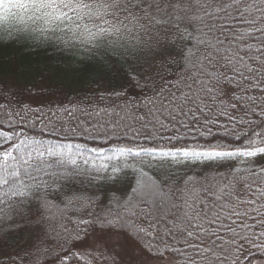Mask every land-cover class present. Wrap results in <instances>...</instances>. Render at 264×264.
<instances>
[{
	"label": "snow or ice",
	"instance_id": "snow-or-ice-1",
	"mask_svg": "<svg viewBox=\"0 0 264 264\" xmlns=\"http://www.w3.org/2000/svg\"><path fill=\"white\" fill-rule=\"evenodd\" d=\"M87 8L0 0V27L110 32ZM109 19L150 55L71 93L0 81V264H264V0H121Z\"/></svg>",
	"mask_w": 264,
	"mask_h": 264
},
{
	"label": "trees",
	"instance_id": "trees-1",
	"mask_svg": "<svg viewBox=\"0 0 264 264\" xmlns=\"http://www.w3.org/2000/svg\"><path fill=\"white\" fill-rule=\"evenodd\" d=\"M75 2L88 5L85 15L91 16L85 21L87 25L99 28L107 21L111 31L89 39L83 24L76 26L79 32H66L59 25L55 30L42 31L43 19L22 23L19 18H10L0 27V41L15 45L0 42V81L15 78L20 84H28L43 75L54 89L71 93L92 86L94 79L106 74L113 59L150 55L146 40L133 30L131 21L121 27V21L109 19L121 0Z\"/></svg>",
	"mask_w": 264,
	"mask_h": 264
}]
</instances>
